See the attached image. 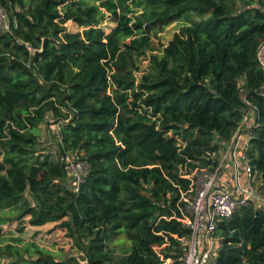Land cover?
I'll return each mask as SVG.
<instances>
[{"label":"trees","instance_id":"16d2710c","mask_svg":"<svg viewBox=\"0 0 264 264\" xmlns=\"http://www.w3.org/2000/svg\"><path fill=\"white\" fill-rule=\"evenodd\" d=\"M0 10L11 31L0 28V213L16 214L20 232L27 218L58 224L80 253L3 264H182L181 171L218 162L247 102V157L264 184V0H0ZM49 116L56 156L33 134ZM70 157L89 166L77 191ZM122 233L132 250L117 255L109 243ZM218 233L214 264H264L263 211L243 207Z\"/></svg>","mask_w":264,"mask_h":264},{"label":"built area","instance_id":"2783aa9c","mask_svg":"<svg viewBox=\"0 0 264 264\" xmlns=\"http://www.w3.org/2000/svg\"><path fill=\"white\" fill-rule=\"evenodd\" d=\"M0 28L11 32L2 10ZM259 63L264 71V44L259 52ZM247 105L242 122L222 148L218 162L212 168H185L181 171L182 177L190 183L186 190L181 191L180 203L184 206L179 207L181 217L178 221L190 231L188 237L180 239L183 256L179 260L182 264H214L225 246L224 237L218 233L220 225L246 206L264 212L263 180L247 157L254 118L252 104L247 102ZM66 169L74 179L77 191L89 169L88 163L70 157L66 161ZM165 264H170V260Z\"/></svg>","mask_w":264,"mask_h":264},{"label":"rangeland","instance_id":"374dc122","mask_svg":"<svg viewBox=\"0 0 264 264\" xmlns=\"http://www.w3.org/2000/svg\"><path fill=\"white\" fill-rule=\"evenodd\" d=\"M93 3V1H92ZM69 32L82 31L73 22L69 21L65 24ZM114 27L113 23L106 22L102 24V28L109 33L111 28ZM180 24H173L154 38L153 44L158 53L159 49L167 46L172 40L173 36L179 31ZM161 51V50H160ZM141 70L146 72L148 70V62L142 64ZM140 75V74H138ZM49 123L52 125L49 127L47 124L41 125V127L34 131L33 134L37 137L40 148L44 147L46 153H51L53 156L57 155V140L55 134L58 133V126L53 124L55 119H51L49 116ZM222 149L220 150V157L222 156ZM228 180V178H226ZM231 182V181H228ZM16 214L0 213V218L5 219V224L2 225V232L0 235V264L12 263L18 261L33 260L40 253L45 255H51L57 260H64L69 257H78L80 253L73 245L72 241L66 236L58 224H48L42 227H32L29 223V218L26 219L25 228L22 232L20 221H12ZM109 247L113 248L117 255H123L132 250V243L128 241L125 234H120L116 237ZM160 251V249H158ZM20 264V263H19ZM25 264V262H23Z\"/></svg>","mask_w":264,"mask_h":264}]
</instances>
